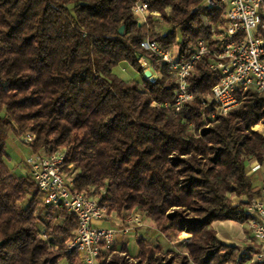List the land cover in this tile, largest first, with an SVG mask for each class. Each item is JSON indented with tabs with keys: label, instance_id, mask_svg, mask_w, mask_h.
Listing matches in <instances>:
<instances>
[{
	"label": "trees",
	"instance_id": "16d2710c",
	"mask_svg": "<svg viewBox=\"0 0 264 264\" xmlns=\"http://www.w3.org/2000/svg\"><path fill=\"white\" fill-rule=\"evenodd\" d=\"M137 1L169 27L156 32L154 15L139 23ZM222 15L219 3L204 0H0V264H84L67 250L76 216L44 204L30 175L8 168L10 131L32 133V153L63 149L72 188L120 218L141 210L161 234H189L185 253L140 238L136 255L123 241L99 264H250L254 250L221 241L213 223L251 216L257 194L247 170L264 160V134L253 129L264 125V94L246 87L238 107L204 124L201 110L218 82L211 54L194 65L193 99L179 113L161 105L174 96L167 66L147 77L138 62L145 38L171 46L177 36L179 59L188 60ZM124 61L143 83L113 73Z\"/></svg>",
	"mask_w": 264,
	"mask_h": 264
},
{
	"label": "built area",
	"instance_id": "2783aa9c",
	"mask_svg": "<svg viewBox=\"0 0 264 264\" xmlns=\"http://www.w3.org/2000/svg\"><path fill=\"white\" fill-rule=\"evenodd\" d=\"M216 3L223 7V19L211 25V39L197 40L188 60L179 59L178 36L176 45L172 46L145 38L140 43L138 57L144 71L150 69L152 72L154 65L167 66L175 81L174 96L172 101L161 105L179 113L193 99L188 77L194 65L204 55L211 54L208 67L218 76V82L201 110L205 121L238 107L239 93L246 87L264 94V0H204V5ZM133 12L139 23L146 22L149 15L162 19L159 13L151 12L144 1H137ZM152 74L149 77H154ZM152 105L159 106L156 101ZM20 138L28 145L34 141L32 133ZM64 157L63 149L51 153L42 150L26 157L25 164L43 195L44 204L63 208L78 220L76 234L67 242V250H76L84 264H99L102 255L118 240V235L133 236V231L143 226V220L141 215L132 213L119 218L112 227L98 224L109 218L107 208L96 197L72 188L71 178L61 170ZM257 173L260 179L253 189L257 195L247 208L251 216L244 222L248 238L256 243L252 246L254 253L250 264H264V160L249 163L247 174L255 176Z\"/></svg>",
	"mask_w": 264,
	"mask_h": 264
},
{
	"label": "rangeland",
	"instance_id": "374dc122",
	"mask_svg": "<svg viewBox=\"0 0 264 264\" xmlns=\"http://www.w3.org/2000/svg\"><path fill=\"white\" fill-rule=\"evenodd\" d=\"M222 19H223V15H222ZM220 22L221 21L217 23H220ZM169 25L170 24L168 22L154 15L153 28L156 32L159 33V32L164 31V29L168 28ZM177 34L179 33L177 32ZM175 43H176V40L174 41L173 44ZM113 73L122 80L136 81V82H139L140 84L143 83L142 74L127 61L121 62L117 66H115L113 68ZM201 121L204 124H206L205 120L202 117H201ZM253 129L261 133H264V125L262 124H258L254 126ZM6 151H7L6 164L8 168L13 173H16L18 175H27L28 170H27V167L25 166V158L28 157L32 153L31 147L28 144L24 143L20 137H17L13 132L10 131L8 134V138L6 140ZM254 186L256 185L254 184ZM230 197L234 203H237L238 200L234 194L230 195ZM133 213H137L141 215L142 220H143V226L134 230L133 236H122L121 237V235H118V240L116 241L115 245L120 246L121 243H123V241H127L128 247L130 249V253L132 255H136L139 251L137 242L140 238H144L147 245H151V246L159 245L163 247V249L170 248L174 250L176 253H181V252L185 253L187 251L186 247H187V242L189 238L188 233H185V232L178 233V232L169 231L165 235L161 234L156 229L154 222L151 220L150 217H148V215L145 212H142L141 210H135ZM107 214L111 220L116 221L115 223H117V221L120 218L115 212H111L107 210ZM115 225L116 224H114V226ZM143 227L144 229L143 231H141V228ZM234 228H235L234 231H230L227 233L237 234L240 228L238 226H234ZM245 242L246 243H238L234 241V242H225V243L234 244L236 246H239L243 250L247 247H251L253 249L252 246L256 245V243L252 239L249 240V238ZM105 257L106 255L104 256V258ZM104 258H102V260ZM59 264H66V259L64 258L61 259ZM188 264H193V263L190 261Z\"/></svg>",
	"mask_w": 264,
	"mask_h": 264
},
{
	"label": "crops",
	"instance_id": "0c3cea01",
	"mask_svg": "<svg viewBox=\"0 0 264 264\" xmlns=\"http://www.w3.org/2000/svg\"><path fill=\"white\" fill-rule=\"evenodd\" d=\"M148 71H150V69H147ZM145 70V71H147ZM152 74V72L150 71V75ZM154 77L156 75H158V73L155 72V74H152ZM25 166L27 167V165L25 164ZM28 170V174L29 175V169L27 167ZM255 181L254 184L258 185L259 183V179H260V174L257 173L255 176ZM114 222V223H113ZM116 221H113L109 218H107L106 220H104L103 222H99L98 224H100L103 227H112L114 226V224ZM234 226H238L240 229L238 231L237 234H229L227 232L230 231H234ZM213 227L217 232V236L218 238L223 241V242H238V243H246L245 241L248 240L247 238V227L245 223H239V222H235V221H231V220H224V221H215L213 223ZM144 227L141 228V231H143ZM250 240V239H249Z\"/></svg>",
	"mask_w": 264,
	"mask_h": 264
},
{
	"label": "water",
	"instance_id": "95a60500",
	"mask_svg": "<svg viewBox=\"0 0 264 264\" xmlns=\"http://www.w3.org/2000/svg\"><path fill=\"white\" fill-rule=\"evenodd\" d=\"M119 31L122 33L123 27H120ZM145 76L149 77L150 76V71H145Z\"/></svg>",
	"mask_w": 264,
	"mask_h": 264
}]
</instances>
